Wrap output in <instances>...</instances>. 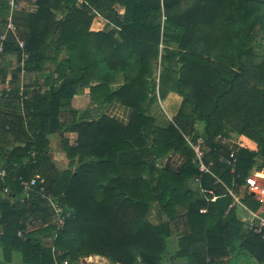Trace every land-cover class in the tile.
<instances>
[{
  "label": "trees",
  "instance_id": "16d2710c",
  "mask_svg": "<svg viewBox=\"0 0 264 264\" xmlns=\"http://www.w3.org/2000/svg\"><path fill=\"white\" fill-rule=\"evenodd\" d=\"M82 1L86 4L35 0L37 11L23 26L27 31L18 32L28 52L25 69L49 63L52 72L49 95L34 91L31 102L37 110L27 103L32 133L26 145L0 151V165L11 170L0 179L5 258L16 251L23 264H62L66 259L77 264L79 256L96 254L113 264H164L172 234L168 222L181 207L189 232L179 238L172 258L184 264H229L240 252L264 264V238L242 232L237 205L229 207L233 198L213 177L199 174L184 138L201 137L205 161H214L216 176L236 193L243 192L249 209L260 206L242 185L254 167L264 170V54L256 51L264 45V0ZM61 7L65 14L58 18L55 10ZM91 7L111 28L91 29ZM11 51L19 54L9 35L4 54ZM77 87H88L96 104L127 107L128 122L107 114L88 120L86 112L76 109L67 113ZM168 93L181 98L173 122L155 126L149 107ZM61 128L78 137L73 145L62 142L68 168L60 171L48 154L46 136ZM231 132L253 141L257 149L215 139ZM232 150V165L219 160ZM172 151L182 158L178 168L155 165ZM35 174L44 179L45 192L70 211L54 239V226L28 230V222L48 211V205L35 191L26 197L13 180ZM197 175L199 188L193 191L189 184ZM200 188L211 189L217 198L206 199ZM48 237L51 247L44 239Z\"/></svg>",
  "mask_w": 264,
  "mask_h": 264
},
{
  "label": "crops",
  "instance_id": "0c3cea01",
  "mask_svg": "<svg viewBox=\"0 0 264 264\" xmlns=\"http://www.w3.org/2000/svg\"><path fill=\"white\" fill-rule=\"evenodd\" d=\"M37 11V5L35 3V0H21L20 3V9L16 12L17 17V30L18 32L23 35L27 29H25L23 26L26 23V18L29 14H33ZM7 13V8L4 4L3 0H0V31L3 29V22L4 17ZM55 13L58 18H61L65 14V8L61 7L58 10H55ZM98 27V29H97ZM107 25L102 23L101 20L98 19V24L96 22H92L91 29L94 31H97L99 29L106 28ZM5 65L2 68V71L0 72V77L6 82V86L9 88V92L6 93L4 96H0V151H5L7 153H10L13 148L15 147H23L26 145L27 138L31 135V130L29 129L28 125V105L29 107L37 110L35 103L31 102V99L34 95L35 89H41L40 92H37L40 94V96H47L50 93V86L47 83V80L50 76L51 71V64L45 63L39 70H29L24 69V72L21 73L20 71V54L15 51H11L5 55ZM53 70V69H52ZM55 70V69H54ZM57 75V72H55ZM122 80H116V83H120ZM20 89L24 90L26 93L30 95V100L27 101L25 104V109L27 112V115L25 118L22 116L20 104H19V91ZM89 94V88L88 87H77L75 94L73 95L72 99L70 100L69 104L67 105L68 112L73 109H84L86 106H90L91 108L89 110H93L96 108L97 105L95 102H92V105L89 104L90 101H88ZM168 96H170V106H173V111L171 115H175L178 105L180 103V97L176 93H170ZM31 102V103H30ZM75 103L76 105H73ZM95 105V106H93ZM85 106V107H84ZM93 106V107H92ZM84 107V108H83ZM85 112V111H84ZM36 113V112H35ZM79 114H81L79 112ZM101 114H107L109 116H113L116 119H118L122 123H127L130 118V110L127 107H124L118 103H103L98 107V115L95 117L90 116L89 114H84L83 117L87 119L96 118ZM148 114L153 118V124L158 127H167L170 123V117L168 115V112L164 109L161 102L154 103L149 107ZM63 127V126H62ZM77 133L75 131L71 130H64L63 128L58 129L56 133H51L46 136V139L48 140L47 144V151L51 158V161L55 164L56 169L58 170H65L68 168V158L66 156V153L62 149V142L67 141L68 144L73 145L77 140ZM230 137H239V139L243 138V141H245V144L247 145L246 148H249L250 150L257 149L256 144L247 139L244 136L236 135L235 132L230 133ZM129 154H123V156H128ZM171 155V154H170ZM175 156V157H174ZM174 157V160L172 159ZM165 160H163L162 164L165 165ZM0 162H1V155H0ZM182 162V158L178 157L175 153L171 157V161L169 162L170 168H178L179 164ZM175 164L174 167H172ZM76 163L73 169L77 166ZM256 169L255 167L253 170ZM261 176H264V172L260 173ZM190 188L194 191L197 187L199 188V185L193 184L192 181L189 184ZM244 186V184L242 185ZM245 188V187H244ZM241 192V191H240ZM253 195V194H252ZM240 197V203L232 202L230 206L233 204L237 205V215L242 222V225H244L243 218L247 216V211H251L254 213H259L261 215L264 214V195H261L259 193H255L253 195V198L258 200V198H261L262 200H258L261 204L256 210L249 209L243 202L242 198L244 196V193L241 192L238 194ZM20 199H23L21 197ZM11 202L15 201V199H9ZM227 212V210L225 211ZM186 210L184 208L178 207L176 217L173 220H169L168 224L170 226L172 234L168 238V240L172 245L171 250H177L178 249V241L179 238L182 237L184 234L189 232V229L186 225ZM152 214H155L157 217V214L153 210ZM242 232L245 234L247 231L245 230V227L242 228ZM47 240V245L51 247V238H44ZM167 240V245H168ZM238 241H236V244ZM53 252V248H52ZM0 254L3 255L2 260L0 261V264H7V263H21V256L19 252L12 251L10 253V259H6L1 248H0ZM16 254H19L16 255ZM16 258V259H14ZM84 259V260H82ZM230 263L229 264H258L256 261H254L249 256H244L242 253H238L234 258H229ZM252 259V260H251ZM181 260V261H180ZM177 264L181 262L180 264H184V261L182 259L175 258L174 259ZM77 264H113L107 257L96 255V254H90V255H81L79 256L77 260ZM120 264V263H116ZM164 264H173V260H164Z\"/></svg>",
  "mask_w": 264,
  "mask_h": 264
},
{
  "label": "built area",
  "instance_id": "2783aa9c",
  "mask_svg": "<svg viewBox=\"0 0 264 264\" xmlns=\"http://www.w3.org/2000/svg\"><path fill=\"white\" fill-rule=\"evenodd\" d=\"M4 4L7 8V13L4 18V27L3 30L0 32V72L2 71L3 66L5 65L6 59L4 54V42L5 39L10 35L13 37L14 43L16 47L19 49L20 54V71L21 73L24 72V65L25 60L28 58V52L26 50L25 41L23 38H21L18 34L17 27L14 21V14L20 9V3L21 0H3ZM82 3H85L82 0H77V5H81ZM91 12L93 13V21L98 24V19L102 21V23L107 25V28H111V25H109L108 21L103 18L99 13L98 10L91 7ZM98 29V27H97ZM100 30V29H99ZM98 31V30H97ZM41 89H39L40 92ZM9 92V88L6 86V82L0 77V96H5L6 93ZM19 104L22 116L25 118L27 115L25 104L27 101L30 100V95L26 93L24 90L20 89L19 93ZM184 138L186 139L188 145L193 151V162L195 166L197 167V170L199 174H207L214 178L215 183L222 184L224 188H226V191L231 195L233 198V201L236 203H240V197L238 196V193H236L233 189L228 188L222 181L219 179L216 174L213 171V165L214 161L209 159L208 161H205L207 148L204 144V141L201 137H197L195 140H192V138L189 135H184ZM218 139L222 143H231L234 146H238L240 148L246 147L244 143L239 141H233L230 136H223L221 134H218L215 138ZM33 139H30V143H33ZM75 144V143H74ZM29 157L34 161L36 157L35 150L31 149L28 152ZM231 158L232 160H229ZM220 161L225 162L226 164L232 165L234 161V151H230L228 158H226L224 155L219 158ZM156 166H160L159 162H156ZM13 167H16V163L12 164ZM233 169V168H232ZM10 169L7 167L0 165V179L6 178L10 175ZM260 173H263V170H252L250 174L245 178L244 187L247 193H251L255 195V193H259L261 195H264V186L258 184L256 182V178L260 177ZM15 181L18 182L19 186H21L24 195L27 197L29 192H36L40 193L41 199L44 200V202L48 205V211H42V213L37 214L34 218H32L28 222V230H35L40 227H47V226H54L55 230L52 233V239L56 237V231L63 228L66 219L70 216V211L67 210L60 202L57 201V198L51 195L50 193L45 192V186H44V179L41 178L38 174H35L29 178H24L22 176H16L14 177ZM200 176L197 175L193 178V184L199 185ZM37 188V189H36ZM241 190V188H240ZM7 188H4L3 192L7 193ZM200 191L204 194L206 199L214 201L217 196L213 193L211 189H205L200 188ZM258 200H262L261 198H258ZM200 212H205V208H200ZM244 227L247 232L260 235V237L264 238V216L259 213H254L251 211H247V216L243 218ZM27 230V231H28ZM24 232L18 231L17 235L23 237ZM84 260V259H82ZM56 261V260H55ZM55 264H58L55 262ZM62 264H68V259L64 260Z\"/></svg>",
  "mask_w": 264,
  "mask_h": 264
},
{
  "label": "rangeland",
  "instance_id": "374dc122",
  "mask_svg": "<svg viewBox=\"0 0 264 264\" xmlns=\"http://www.w3.org/2000/svg\"><path fill=\"white\" fill-rule=\"evenodd\" d=\"M104 29H108L107 27L106 28H104ZM258 41H260V40H258ZM264 45H263V48H260L259 46H256V51H257V53L258 54H261V53H263L264 54ZM118 80H122V75L120 74V75H118ZM116 84V83H115ZM114 84V85H115ZM113 85V86H114ZM170 93H168V94H165V95H162L161 97H157L156 98V103H159V102H161V104H162V106L164 107V109L168 112V115H169V117H170V123L171 122H173V115H171L172 114V111H173V106L171 105L170 106V103H171V101L169 100L170 99V96H168ZM88 101H90L89 102V104H91L92 105V99H90V97L88 96ZM73 105H76L75 103H73ZM93 106H95V105H93ZM92 106V107H93ZM100 105L99 104H97L95 107L96 108H94L93 110L91 109V110H86L85 108L87 107H83L84 108V111L86 112L85 114H89L90 116H92V117H95V116H97L98 115V107H99ZM77 111H78V109H76ZM80 110V109H79ZM83 111V112H84ZM79 112V111H78ZM82 112V113H83ZM91 119H93V118H91ZM89 120V119H88ZM233 141H241L242 143H244L245 144V141H243V138H241V139H239V137H237V138H235V137H230ZM246 145V144H245ZM170 156V155H169ZM175 157V156H174ZM174 157L172 158L173 160H174ZM165 160V159H164ZM159 163H162L163 162V160H159L158 161ZM175 164L176 163H174V165L172 166V167H174L175 166ZM263 172H264V170H263ZM192 182H193V180H192ZM256 182L258 183V184H260V185H262V186H264V176H260V177H257L256 178ZM151 219L152 220H157V218H156V216H155V214H152L151 215ZM169 241H171V240H168V245H167V254H166V257H165V259H166V261H168V260H173V264H177V262H175L174 261V259L175 258H172V255L174 254V252H175V250H171V247H172V245H171V243L169 242ZM16 255H18L19 256V254H16ZM2 258H3V255L2 254H0V261L2 260ZM14 259H16V258H14ZM181 261V260H180ZM181 262H179V264H180ZM7 264H23L22 262L21 263H14V262H12V263H7Z\"/></svg>",
  "mask_w": 264,
  "mask_h": 264
},
{
  "label": "water",
  "instance_id": "95a60500",
  "mask_svg": "<svg viewBox=\"0 0 264 264\" xmlns=\"http://www.w3.org/2000/svg\"><path fill=\"white\" fill-rule=\"evenodd\" d=\"M91 107L87 106L85 109L89 110ZM84 111V109H80L79 112L82 113ZM175 154L174 151H172L171 155L166 159L165 161V166L168 167L169 166V162L171 161V157Z\"/></svg>",
  "mask_w": 264,
  "mask_h": 264
}]
</instances>
